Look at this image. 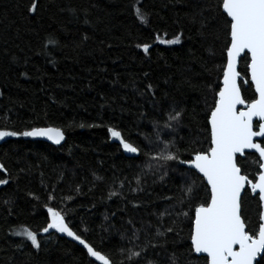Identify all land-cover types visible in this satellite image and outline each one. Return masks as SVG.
<instances>
[{"label": "trees", "instance_id": "1", "mask_svg": "<svg viewBox=\"0 0 264 264\" xmlns=\"http://www.w3.org/2000/svg\"><path fill=\"white\" fill-rule=\"evenodd\" d=\"M218 3L36 0L35 11L29 12L32 0H0V130L54 127L65 136L60 146L24 136L0 139V179L7 180L0 185V264H96L76 244L40 231L48 222V207L60 211L74 232L116 264L124 260L120 247L145 246L147 253L132 264L149 259L170 264L173 252L180 264L189 259L197 264L188 255L187 219L174 225L180 235L169 234L166 247L151 245L160 242L153 235L160 213H173L163 218L168 226L180 210L172 207L175 200L164 198L180 197L195 181L194 205L207 198L204 181L172 164L161 182L143 157L121 152L108 128L145 151V136L150 137L153 153L157 133L164 141L174 138L181 150L208 148L207 117L226 62L227 34ZM134 4L146 14V23L137 19ZM178 35L179 43L161 42ZM50 38L57 44H48ZM144 44L150 46L147 52ZM247 63L244 55L238 68L244 79ZM242 95L250 100L254 91L242 86ZM173 109L183 115L169 129L165 124ZM256 157H249V179ZM138 173L144 192L130 190L137 187ZM243 211L248 228L255 229L258 197L248 192ZM133 225L140 229L135 243L128 239ZM21 226L38 233L39 250L13 234Z\"/></svg>", "mask_w": 264, "mask_h": 264}, {"label": "snow or ice", "instance_id": "2", "mask_svg": "<svg viewBox=\"0 0 264 264\" xmlns=\"http://www.w3.org/2000/svg\"><path fill=\"white\" fill-rule=\"evenodd\" d=\"M36 6V0H32L28 11L34 12ZM133 8L137 19L141 23H146V14L135 4ZM217 8L224 19L227 34L225 48L227 63L223 67V79L221 85H218L219 90L215 91L214 106L207 117L208 148L181 150L174 138L164 141L157 133L155 147L158 151L153 153V141L148 136H145L148 141L145 145L148 150L145 151L123 139L119 131L111 127L108 131L112 137L119 139L125 152L135 154L134 159L143 157L148 170L153 175L159 174L161 182L165 181L172 164L188 165L189 172L193 175L198 173L199 179L202 182L206 181L207 198L194 205L195 181L184 186L180 197L164 198L175 200L172 207L174 209L178 207L180 210L174 212V218L168 226L164 225L163 218L166 215L171 217L173 213L167 210L160 213L158 217L160 223L154 226L153 233L154 238H160V242L152 244L153 248L166 247L169 234L179 236L180 232L174 225L187 219L190 221L188 255L194 257L197 264L201 259L204 264H253L254 261L256 264H264V255H261L264 253V0H219ZM201 24L204 26L203 22ZM161 42L179 43L180 36L174 40ZM48 44L56 45L57 41L50 38ZM142 47L147 52L150 46L144 44ZM241 54L248 58V79L242 78L241 73L237 71V61ZM238 78L241 79V83H238ZM242 86L254 89V98L250 100L245 98L242 95ZM151 87L148 86L149 90ZM182 115V110L173 109L167 114L165 127L172 129V122L179 123ZM254 118L258 122L255 125ZM16 136L47 137L56 144L64 139V133L60 128H31L23 132L0 130V139ZM255 138H261V142H256ZM185 154L188 156L187 159L183 158ZM256 154H258L256 159L251 161L256 166L255 173L252 179H249V157ZM3 169L4 166L0 164V170ZM143 171L142 168L141 172ZM135 179L137 187L130 190L144 192L145 189L140 186L142 179L139 173ZM6 183L7 180L0 179V185ZM249 190L258 197L261 209L255 229L248 228L243 211L244 198ZM114 195L117 193H110V196ZM49 199H53L52 194H49ZM185 205L188 206L187 211L184 210ZM47 212L49 219L41 232L48 233L49 229H54L56 232L65 233L79 241L87 250V254L96 261L102 264H116L111 256L102 254L74 232L60 211L48 207ZM131 223L129 221V224ZM149 227L153 226L149 224ZM139 232L140 229L133 225L132 234L128 237L131 243L139 240ZM13 234L26 238L32 248L36 250L41 248L38 233L26 226H21ZM124 238V234L121 233V239ZM118 251L124 260L132 264V261L139 259L142 253H147V246L136 251L131 247L127 249L120 247ZM258 256L260 260H257ZM169 259L170 264H180L175 252L171 253ZM124 260H121L120 264H124ZM146 264L155 262L149 259ZM187 264H192V260L189 259Z\"/></svg>", "mask_w": 264, "mask_h": 264}, {"label": "water", "instance_id": "3", "mask_svg": "<svg viewBox=\"0 0 264 264\" xmlns=\"http://www.w3.org/2000/svg\"><path fill=\"white\" fill-rule=\"evenodd\" d=\"M156 42H157V41H156ZM243 56H244V54H241V57L238 58V61H237V71H238V68H239L240 59H241ZM226 63H227V56H226V62H225V65H226ZM222 79H223V73H222L221 81H222ZM240 80H241V79L238 78V83H239ZM221 81H220V85H221ZM249 83H250V79H249ZM253 91H254V89H253ZM240 107H244V106H238V108H240ZM257 123H258V122H257L256 119L254 118V125L257 124ZM43 128H48V127H43ZM52 128H54V127H52ZM254 130H258V129H257V128H254ZM28 138L33 139V140H37V141H41V142H44V143H47V144H50V145H53V146H60V145H62V144L64 143V141H65V136H64V139L61 140V142H60L59 144L54 143L53 141L49 140L47 137H28ZM255 140H256V142H261V138H255ZM120 147H121V152H122L126 157H131V158H132V157L135 156V154L125 152V151L123 150L121 144H120ZM246 151H254V150H246ZM256 156H258V154H256ZM182 167H184V168H186V169L189 168L188 165H182ZM193 171H194V170H193ZM197 175L199 176L198 173H197ZM204 183H205V185H206V181H204ZM249 192L251 193L250 190H249ZM251 195H252L253 197H255L252 193H251ZM260 211H261V209H260ZM49 233H55L56 235H58V236H60V237H62V238H65L66 240H68V241H70V242L76 244L78 247L82 248V249L86 252V254H87V250L83 247V245H81V244L79 243V241L73 239L72 237L67 236V234L56 232L54 229H49ZM237 247H238V246H237ZM200 255L203 256L204 254H200ZM261 255H263V253H262ZM87 256L89 257L90 260H92V261L95 262L96 264H102V262H100V261H96L94 257H90L88 254H87ZM259 259H260V256L257 257V260H259ZM253 264H256V261H254Z\"/></svg>", "mask_w": 264, "mask_h": 264}]
</instances>
